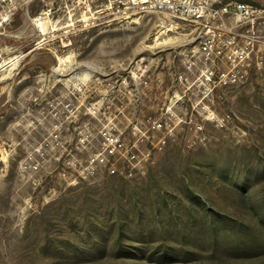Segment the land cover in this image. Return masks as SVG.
Wrapping results in <instances>:
<instances>
[{
	"label": "rangeland",
	"instance_id": "rangeland-1",
	"mask_svg": "<svg viewBox=\"0 0 264 264\" xmlns=\"http://www.w3.org/2000/svg\"><path fill=\"white\" fill-rule=\"evenodd\" d=\"M0 264H264V0H0Z\"/></svg>",
	"mask_w": 264,
	"mask_h": 264
}]
</instances>
